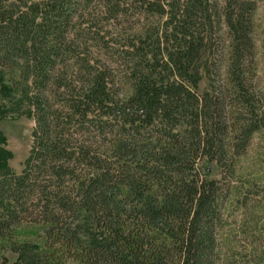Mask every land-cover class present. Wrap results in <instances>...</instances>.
Instances as JSON below:
<instances>
[{
	"label": "trees",
	"instance_id": "1",
	"mask_svg": "<svg viewBox=\"0 0 264 264\" xmlns=\"http://www.w3.org/2000/svg\"><path fill=\"white\" fill-rule=\"evenodd\" d=\"M92 1L0 0V72H19L8 88L34 120L19 173L0 134V259L10 250L15 264H264V186L245 185L238 165L264 135L254 1L223 0L224 75L207 66L199 95L185 78L197 72L194 25L212 24L208 0L168 3L165 32L127 43L121 91L68 28ZM202 159L218 178L201 176Z\"/></svg>",
	"mask_w": 264,
	"mask_h": 264
},
{
	"label": "rangeland",
	"instance_id": "2",
	"mask_svg": "<svg viewBox=\"0 0 264 264\" xmlns=\"http://www.w3.org/2000/svg\"><path fill=\"white\" fill-rule=\"evenodd\" d=\"M173 1L175 0H116V3H109L107 0H94L85 6V9L82 8L80 17L73 19L68 28L76 41L87 43L84 45L88 48L87 55L91 60L99 62L101 67H108L115 82L114 88L121 91L126 85L124 80L126 62L123 55L128 51L127 43L141 32L144 35L147 29L150 32L161 33L162 30L165 32L166 17L161 9H167V4ZM208 1L212 24L208 26L206 23L201 24V21L195 23L193 35L202 39L201 48L193 60L197 72L194 71L190 73L191 76L185 78L189 89L198 95L209 86L207 66L212 65V70L219 68L223 78L228 51V39L220 16L223 0ZM253 1L255 3L251 30L255 63L253 85L264 101V0ZM163 41L156 49L158 59L161 56ZM61 59L60 61L64 62ZM5 70L7 72H0V134L5 138L6 148L11 153L7 160L8 166L14 173H19L30 149L34 120L30 115L29 106L19 100L16 92L8 88L9 84L19 81V72ZM68 74H71L70 70ZM238 165L245 185H247L245 181L249 179L250 182L256 180L257 184L264 186V135L255 134L248 151L239 159ZM197 170L201 176L208 179L218 178L220 175L216 163L206 159L198 162ZM250 191L257 195L254 187ZM257 200L258 196H254L251 203L255 204ZM259 206L262 211L264 201H260ZM231 209L233 210L231 215L237 217L239 211L236 210V205ZM16 261V254L10 250L5 251L4 258L0 259L1 264H15Z\"/></svg>",
	"mask_w": 264,
	"mask_h": 264
}]
</instances>
